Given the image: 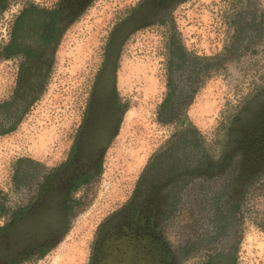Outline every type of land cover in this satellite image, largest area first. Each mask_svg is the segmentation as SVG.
<instances>
[{
    "label": "flooded vegetation",
    "instance_id": "af4514ba",
    "mask_svg": "<svg viewBox=\"0 0 264 264\" xmlns=\"http://www.w3.org/2000/svg\"><path fill=\"white\" fill-rule=\"evenodd\" d=\"M96 1L0 0V61L7 64L0 137L25 125L46 95L63 44L80 25L83 33H102L93 51L99 61L73 84L66 113L45 122L42 158H23L25 194L0 228V264H46L68 238L78 206L102 186L121 150L127 100L120 60L135 40H157L160 31L169 35L171 77L187 76L182 86L172 78L159 115L181 131L151 156L130 194L96 222L86 264H237L233 226L241 203L264 185V87L236 106L225 140L207 149L188 110L209 59L175 40L176 17L198 0H125L99 28L87 23ZM211 1L220 25L231 29L232 51L214 56L217 67L232 64L250 45L264 48L262 0H229L227 7L224 0ZM192 140L198 148L185 145Z\"/></svg>",
    "mask_w": 264,
    "mask_h": 264
},
{
    "label": "rangeland",
    "instance_id": "374dc122",
    "mask_svg": "<svg viewBox=\"0 0 264 264\" xmlns=\"http://www.w3.org/2000/svg\"><path fill=\"white\" fill-rule=\"evenodd\" d=\"M123 3L126 1L97 0L93 16L87 23L99 28L111 18L112 9ZM260 3L264 8V0ZM196 4L195 8L185 9L176 17L175 40L192 55L209 59L206 63L210 64L209 75L197 85V94L188 112L192 119L190 125L195 132L202 134L207 149L213 150L224 139L229 123L227 118L236 106L264 87V48L250 45L247 52L232 64L217 67L212 60L214 56L232 51L229 43L231 29L220 25L216 3L198 0ZM224 5L227 7L229 0H224ZM224 9L223 13L229 10ZM82 26L77 29V36L63 44L46 95L27 116L25 125L13 134L0 137V208L10 211L25 194L27 164L23 158H42L40 154L45 144H42L41 132L46 130V120L55 114L66 113L73 84L86 76V70L99 61L93 51L100 43L98 39L102 33L98 30L83 33L81 28H86ZM168 37L166 32L160 31L157 40L154 37L146 42L135 40L128 48L129 52L121 58L119 82L127 100V112L121 150L116 155L118 159L111 160L112 165L106 171L102 186L95 188L80 203L68 238L49 255L46 264H86L96 222L102 214L113 210L114 202L123 201L130 194L151 156L170 147L181 131L178 124L163 122L166 117L161 116L162 119L159 115L170 86H173L172 78L175 86H182L187 76L180 72L171 77L169 73ZM6 65L0 61V83L7 78ZM198 66L200 64L195 63L194 68ZM185 145L190 149L198 148L193 140ZM255 188L250 192L252 197L241 203L238 223L233 226L236 232L234 240L239 249L237 264H264V185L261 183ZM6 217L0 218V228Z\"/></svg>",
    "mask_w": 264,
    "mask_h": 264
},
{
    "label": "trees",
    "instance_id": "16d2710c",
    "mask_svg": "<svg viewBox=\"0 0 264 264\" xmlns=\"http://www.w3.org/2000/svg\"><path fill=\"white\" fill-rule=\"evenodd\" d=\"M209 67H210V64L207 65V70H209ZM208 73L209 72H207L206 77H208V75H209ZM194 93L196 94L197 91H194ZM172 95H173V93H170V96L168 97V100L171 99ZM194 98H195V95L191 98V100L189 102V105H191L193 103ZM168 100L164 103V107L167 105ZM163 122H167V121L163 120ZM8 213H9V210H5L3 207L0 208V218L3 217V216H7Z\"/></svg>",
    "mask_w": 264,
    "mask_h": 264
},
{
    "label": "crops",
    "instance_id": "0c3cea01",
    "mask_svg": "<svg viewBox=\"0 0 264 264\" xmlns=\"http://www.w3.org/2000/svg\"><path fill=\"white\" fill-rule=\"evenodd\" d=\"M190 116H191V113H190Z\"/></svg>",
    "mask_w": 264,
    "mask_h": 264
}]
</instances>
